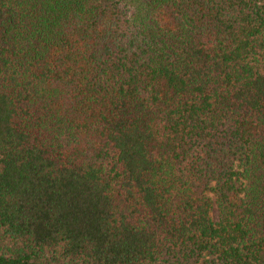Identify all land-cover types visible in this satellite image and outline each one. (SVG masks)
Wrapping results in <instances>:
<instances>
[{
	"label": "trees",
	"instance_id": "1",
	"mask_svg": "<svg viewBox=\"0 0 264 264\" xmlns=\"http://www.w3.org/2000/svg\"><path fill=\"white\" fill-rule=\"evenodd\" d=\"M0 264H264V0H0Z\"/></svg>",
	"mask_w": 264,
	"mask_h": 264
},
{
	"label": "rangeland",
	"instance_id": "2",
	"mask_svg": "<svg viewBox=\"0 0 264 264\" xmlns=\"http://www.w3.org/2000/svg\"><path fill=\"white\" fill-rule=\"evenodd\" d=\"M211 215L214 221L218 220V210L215 204H213L212 210H211Z\"/></svg>",
	"mask_w": 264,
	"mask_h": 264
}]
</instances>
